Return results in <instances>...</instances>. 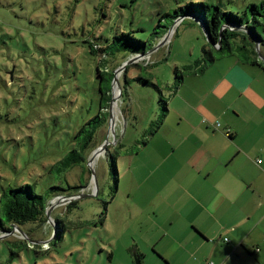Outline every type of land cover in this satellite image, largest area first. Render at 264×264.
<instances>
[{"label":"rangeland","instance_id":"obj_1","mask_svg":"<svg viewBox=\"0 0 264 264\" xmlns=\"http://www.w3.org/2000/svg\"><path fill=\"white\" fill-rule=\"evenodd\" d=\"M188 1L0 0V206L10 187L25 184L38 194L59 195L50 199L45 223L26 225L23 235L0 231V264H136L135 255H142L141 264H195L198 256L220 261L224 248L236 244L227 229L243 220L245 243L261 247L264 209H252L249 194L212 219L163 171L170 138H183L187 122L199 120L182 96L209 93L236 56L241 58L227 52L210 62L202 52L203 27L191 16L155 40L156 12ZM129 31L153 37L154 45L132 63L137 55L120 49L125 40L119 35ZM88 43L104 56L91 53ZM187 67L205 71L179 83L175 70ZM111 69L113 89L105 72ZM162 101L168 102L167 114ZM225 101L232 103L228 96ZM233 107L245 109L239 99ZM105 110L110 119L113 113L112 123L104 122ZM231 117L225 118L243 123ZM214 123L221 124V117ZM87 136L86 153L107 140L104 150L92 163L64 170L58 161ZM240 248L225 264H264L263 249Z\"/></svg>","mask_w":264,"mask_h":264},{"label":"crops","instance_id":"obj_2","mask_svg":"<svg viewBox=\"0 0 264 264\" xmlns=\"http://www.w3.org/2000/svg\"><path fill=\"white\" fill-rule=\"evenodd\" d=\"M239 64L259 69L263 74L246 68L239 69ZM225 73L209 93L195 92L191 100L182 96L184 107L193 110L199 120L187 122L183 138H170L169 152L161 160L166 168H162L163 171L167 175L170 172L173 180L170 179L176 183L178 190L186 191L194 206L212 219H216L214 213L219 212L221 216L227 214L239 204L241 197L248 194L252 209H264V71L259 66L236 59ZM227 96L231 104L225 101ZM237 99L241 100L242 108H245L242 113L233 107ZM218 102L223 105L222 108L217 107ZM227 115L233 116L231 120H241L243 123L234 125L225 118ZM218 117H221L219 125L214 123ZM209 208L211 211L207 210ZM263 214L261 216L264 218ZM251 216L252 213H248L247 219ZM243 221L227 229L230 235L234 234L236 244L233 249L230 245L224 248L223 260L221 258L218 261L211 254L210 259L213 258L214 262L198 256L195 264H203V261L204 264H225L235 249L242 251V246L248 252H253L254 248L258 250L256 253H261L262 249L264 251V240L260 242V248L255 242L245 243L247 236L241 229L247 223ZM197 229L205 235L200 228ZM198 239L202 246L204 242ZM222 241L229 243L225 237ZM139 256L141 264L142 255ZM164 262L167 263L166 260Z\"/></svg>","mask_w":264,"mask_h":264},{"label":"trees","instance_id":"obj_3","mask_svg":"<svg viewBox=\"0 0 264 264\" xmlns=\"http://www.w3.org/2000/svg\"><path fill=\"white\" fill-rule=\"evenodd\" d=\"M218 3H212L210 0L198 2L190 0L183 5L177 3L176 6H172L169 10H158L156 12L158 13V23L156 25L159 29L155 30L154 27L152 28L155 40L161 39L164 34H167L171 24L172 27H175L185 17H195V20L199 18L197 23L203 27L204 34L210 41V43L206 41L202 52L209 56L210 62L217 60L219 57L223 58L227 52L231 54L230 56H233L232 53L235 52L241 56V58L236 56V59L248 65L259 66L264 71V62L260 61L261 59L259 58L260 56L264 58V0H248L246 5L241 3L238 5L235 0H225ZM163 22L164 25H161ZM119 37L125 40L120 45V49L133 55L144 54L149 48L154 46L151 43L153 37L144 39L141 36L132 35V31L121 33ZM92 45L88 43L89 51L91 53L99 51L103 57V50ZM133 46L135 48L139 47V50H134ZM215 46H219V49H214ZM256 48H258V51ZM211 51L217 53L218 57L215 58ZM187 68L183 71L175 70L179 83H183L186 75H196V73L204 71V69L192 70ZM105 72L108 74L107 82L112 84L114 78L113 70ZM97 73L100 80H103L102 72ZM141 82L145 85L149 84L147 80ZM111 93L112 90L111 92L109 90L107 94L108 102L111 99ZM162 103H164V109L167 112V101H162ZM105 115L104 122H107L109 120V111H106ZM90 132L89 137L91 138L94 135V131ZM227 136H229L228 132ZM89 137L82 138L77 147L68 151L58 161V164L64 170L71 169L80 163L85 165V161L88 162V156L91 151L95 150L93 148L94 150L91 149L86 153V148L91 141ZM54 189L57 188H50V190ZM57 196H59L58 193L48 194L47 196L38 194L31 185L27 184L15 188L10 187L8 193L4 194L5 203L0 206V231L10 233L14 230V227H17L22 232H25L24 227L28 224L36 227L45 223L49 201ZM58 234L59 229L57 227L54 237ZM136 260H140L139 255H135Z\"/></svg>","mask_w":264,"mask_h":264},{"label":"water","instance_id":"obj_4","mask_svg":"<svg viewBox=\"0 0 264 264\" xmlns=\"http://www.w3.org/2000/svg\"><path fill=\"white\" fill-rule=\"evenodd\" d=\"M169 33V32H168ZM167 33V34H168ZM167 34L165 35V36H167ZM165 36L163 37V39H162V41L159 43V45L161 46V45H163L164 44V42H165V40H166V38H165ZM207 39V41L210 43V41L208 40V38H206ZM257 49V51H258V48H256ZM143 55H145V54H143ZM143 55H137V56H135V57H133V58H131L128 62L129 63H132V62H134V60L137 58V57H140V56H143ZM260 59L262 60V61H264V58L262 57V56H260ZM117 83V81L115 80V78H113V81H112V89H113V85H114V83ZM109 107H110V105H109ZM109 121H110V111H109ZM110 123V122H109ZM106 142H107V140H105ZM105 142V143H106ZM105 143L103 144V145H101L100 147H98V148H96L93 152H92V156H91V158L89 159V162H91V161H93L97 156H99L100 155V153L104 150V148H105ZM65 199L66 197H59V198H57L56 200H58V199ZM50 211H51V207L46 211V216H47V218H49V213H50ZM14 229H16L17 230V232H19L21 235H23V232L19 229V228H17V227H14ZM33 243H36L37 244V242H33ZM46 243V242H45ZM136 264H140L139 263V260H136Z\"/></svg>","mask_w":264,"mask_h":264},{"label":"bare ground","instance_id":"obj_5","mask_svg":"<svg viewBox=\"0 0 264 264\" xmlns=\"http://www.w3.org/2000/svg\"><path fill=\"white\" fill-rule=\"evenodd\" d=\"M114 86H115V84H114ZM113 86V87H114ZM113 111H111V113H112ZM113 122V113H112V115H111V119H110V123H112ZM93 161H91V162H89V163H92Z\"/></svg>","mask_w":264,"mask_h":264},{"label":"built area","instance_id":"obj_6","mask_svg":"<svg viewBox=\"0 0 264 264\" xmlns=\"http://www.w3.org/2000/svg\"><path fill=\"white\" fill-rule=\"evenodd\" d=\"M209 264H212V263H209Z\"/></svg>","mask_w":264,"mask_h":264}]
</instances>
